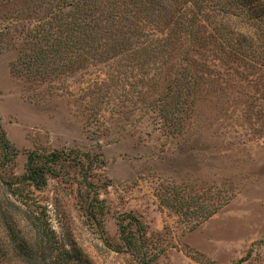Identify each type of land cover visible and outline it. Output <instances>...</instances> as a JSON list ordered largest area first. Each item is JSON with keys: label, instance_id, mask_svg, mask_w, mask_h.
<instances>
[{"label": "rangeland", "instance_id": "374dc122", "mask_svg": "<svg viewBox=\"0 0 264 264\" xmlns=\"http://www.w3.org/2000/svg\"><path fill=\"white\" fill-rule=\"evenodd\" d=\"M74 4L0 0V133L10 144L0 135V264H21L10 234L28 242L36 225L70 264H136L119 238L122 214L161 250L151 264H264V62L188 37L154 49L166 28L119 0L85 6L93 31ZM219 22L200 19L199 35ZM32 151L69 157L41 190L24 180ZM180 190L230 199L187 231L160 202Z\"/></svg>", "mask_w": 264, "mask_h": 264}, {"label": "trees", "instance_id": "16d2710c", "mask_svg": "<svg viewBox=\"0 0 264 264\" xmlns=\"http://www.w3.org/2000/svg\"><path fill=\"white\" fill-rule=\"evenodd\" d=\"M78 14L90 12L91 21L95 30L97 18L95 12L86 10L85 6L94 7L96 0H74ZM122 5L129 6L133 14H140L146 19L150 18L156 30L165 27L166 35L156 39L154 49L162 52L174 51L183 45V37L187 42H193L200 47L213 45L226 57L243 58L252 63L264 62V0H119ZM219 18L213 34L200 36L197 28L203 22H214ZM126 19V18H125ZM124 19V20H125ZM164 28V29H165ZM181 41V42H180ZM190 65H197L192 61ZM188 73V72H187ZM186 78V76H183ZM176 82H179L176 80ZM184 82V81H183ZM190 83V81H186ZM184 82V83H186ZM196 82L194 78L193 83ZM181 85V84H178ZM1 140L7 146L9 142L0 133ZM86 158L88 156L84 155ZM68 154L63 151H53L47 155L32 151L27 154L24 180L36 190L46 186L47 176L56 174V165L66 161ZM86 182V181H85ZM90 183H86L87 186ZM229 197H221L216 203L207 204L200 196H189L182 190L174 192V196L167 193L161 195L162 205L170 208L180 217L184 218L187 231H193L206 222L229 201ZM96 201L100 202L96 197ZM90 202L86 209L94 208ZM34 211H29V220L32 222ZM89 212V218H93ZM119 238L123 245V252L129 253L136 264H151L160 255L161 250L149 248L146 245V228L137 218L130 214L118 217ZM39 221V219H38ZM34 236L26 241H19L17 236L10 234L11 246L14 256L21 264H70L71 255L62 251L52 238L45 226H35ZM117 249V252H120ZM236 264H241L240 262Z\"/></svg>", "mask_w": 264, "mask_h": 264}]
</instances>
